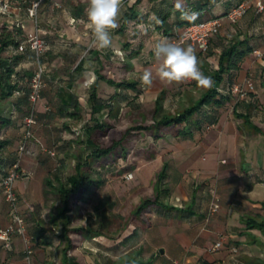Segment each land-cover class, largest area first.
<instances>
[{
    "label": "crops",
    "instance_id": "obj_1",
    "mask_svg": "<svg viewBox=\"0 0 264 264\" xmlns=\"http://www.w3.org/2000/svg\"><path fill=\"white\" fill-rule=\"evenodd\" d=\"M143 3L150 4L148 0H144ZM17 16L18 21L28 24V30L25 28L27 35L35 31V25L34 27L30 25L34 22L26 14L19 12ZM75 21L71 18L70 24L73 25ZM129 31L127 29L124 37L112 31L111 47L103 50L88 45L91 38L87 31H83L77 39H69L64 35H59L61 39L58 41L48 38V52L43 56L45 67L52 78L63 79L64 82L49 85L44 90L39 103V112H45L46 104L54 105L52 112L61 119L63 126L71 123V118L59 116V108L63 103L70 102L71 95H76L84 107L90 96L88 84L96 80L98 72L109 79L120 81L140 80L146 69L151 70L153 83L151 86H146V95L156 101L164 92L165 100L169 99L166 96V92L169 91L160 88L161 80L156 75L155 67L159 62L152 49L148 53L153 54L155 58L154 67L142 65V61L146 59L143 57V52L138 58L132 59L133 45L123 50L125 59L123 63L110 62L111 55L121 50L122 43L132 42L127 38ZM41 32L46 33L42 29ZM72 56L78 57L76 63L72 61ZM31 59L33 58L30 54L18 68L29 67ZM198 60L200 70L203 72L202 65L205 60L202 58ZM81 61H83L82 65L75 71ZM216 67V65L212 66L213 69ZM248 79H253L255 82L254 96L246 101L248 105L250 104L249 107L239 111L251 114V122L256 129L248 126L244 119L234 115L235 104L232 101L225 109L219 110L216 124L211 126L201 124L199 128L193 129L189 138L168 134L157 141L158 147L155 149L157 154L155 160L159 162L157 173L164 163L169 165L168 176L164 183L168 195L163 197V201L175 210L172 212L159 208L153 210L148 227L117 253L104 251L95 244L90 247L79 244L72 254L79 264H122L124 256L131 258L139 256L134 264H238L237 258L241 255L246 259H258L264 263V231L258 228L250 229L247 226L250 219L264 221V166L259 161L264 159V150L261 151L259 148V141L264 139V46L244 59L235 81L243 85ZM190 88L194 90L193 86ZM97 91L102 98H108L116 93L114 87L102 81L98 83ZM124 93L133 95L131 91ZM181 96V93H177L175 101L180 103ZM121 105L123 113L128 110L127 101ZM164 107L167 109L165 101ZM71 112L70 109L69 113ZM52 125L58 126L54 122ZM49 127L51 128V125ZM13 135L9 130L5 136ZM67 138L65 133L63 139ZM244 139L249 140L248 147ZM54 140L52 136L51 144H55ZM32 143L38 144L33 140L29 145ZM64 150V147L61 148L63 154ZM260 155L263 158H260ZM30 162H33L38 174L33 178L19 180L17 192L21 198L20 204L26 199L28 203L40 207L45 201L46 176L41 170L40 159L27 157L24 161L25 167ZM138 170L144 176L150 174L149 171ZM152 186L153 194L154 183ZM213 192L220 203L217 214L210 212ZM30 212L31 225L35 226L34 221L37 219L46 222V219L38 216L36 210ZM8 218V206L0 201V227L9 224ZM47 231L52 234L49 229ZM221 235L225 236L224 246L215 251L214 245L221 239ZM14 244L16 252L9 254L1 249L0 243V264H27L23 257L22 239L15 237ZM112 246L109 244V248ZM235 248L237 252L239 251L236 252L237 254L233 253ZM62 249L63 245L59 240L53 241L51 246H38L33 264H62ZM86 253L91 255V258Z\"/></svg>",
    "mask_w": 264,
    "mask_h": 264
},
{
    "label": "trees",
    "instance_id": "obj_2",
    "mask_svg": "<svg viewBox=\"0 0 264 264\" xmlns=\"http://www.w3.org/2000/svg\"><path fill=\"white\" fill-rule=\"evenodd\" d=\"M3 1L8 3L11 13L18 10L21 14H26L28 17V8L33 2L38 0ZM142 1L143 0H137L135 4L130 7L128 12L123 15L122 25L120 29L116 31V35L124 37L129 24L136 22L137 24L144 23V25L150 28L149 30H151V32H155L158 35V41L164 38L170 40L177 37L179 33L190 24L203 22L210 18L226 16L231 9L236 7L243 0H148L150 2V12L144 17H142L136 9ZM178 3L182 6L180 9L176 6ZM48 5H51V7L55 9L59 4L54 0H45L42 2L38 10V18L42 10ZM82 13V8L74 5L73 18L75 20H80L82 18ZM184 13H196V16L194 19H186L184 18ZM42 37L48 46V38L45 34H42ZM134 40L126 44L122 43L121 50L115 51L111 55L110 62L123 63L125 61L123 50L125 48H130L132 45V59L138 58L144 49V44L139 43L138 47H136L137 43ZM22 44L25 45V50L20 52L19 46ZM187 46L188 44L184 47ZM263 46L264 13L259 14L252 7L237 23L226 21L220 31L210 39L207 51L201 52L198 50L199 53L205 57V63L202 65L204 75L212 78L214 81L213 86L203 91L199 97L189 99L185 107L174 113L165 109V93L162 92L157 97L153 110L150 113L151 124L143 125L145 123H141L140 125L139 123L138 126L126 129L123 131L122 138L118 141H113L109 146L103 145L100 141V139L106 137L108 133L109 125L105 121L109 118L117 119L120 117L123 113V106L121 104H123L124 101H127V108L129 111L144 117L141 111L142 107L140 101L143 95L141 88L145 85H142L140 80L134 79L115 81L98 72L96 74V80L88 84L90 96L86 100L85 106L90 112L93 123H91L92 125L90 124L84 127V135L86 136V140L82 141L84 145V154L83 156L74 157L77 161L75 174L64 180L62 178V169H57L55 173L47 175L44 181L46 189L57 194L60 203V206L56 208L55 214L49 220L51 227L56 229L57 232L49 234L45 227V221L41 219L35 220L34 222L36 225L29 227L24 217L27 235L32 238L33 253L31 255V264H33L36 248L41 245L51 246L55 240H59L61 245H63L62 264H79L77 259L71 254V252L76 249V244H78L75 243L74 235L81 236L84 241L93 242L92 245L95 244L104 251L110 250L117 253L122 247L139 236V233L148 227L150 214L153 210L159 208L169 212L174 211V207H171L163 201V197L168 195V190L164 189V183L167 179L169 169V165L164 163L155 176L153 195L141 199L136 209L131 213V231H121L119 236L113 239L101 231H94L87 227H73L72 225L74 206H79L81 202L87 204L88 202L86 201H89L90 198L87 199L86 195L92 193V187L101 188L104 184L102 180L95 179L92 176L96 167L102 169L107 166L106 168H109L107 164L108 161H110V158L116 157V149L120 147L123 148V142L130 137L133 132H149L153 140L157 142L168 134L175 137L189 138L192 135L193 129L199 128L201 124H208L209 126L216 124L220 114L219 110L222 108L225 109L226 105L233 101V95L230 90L232 85L238 84L235 78L244 59ZM47 52L48 49L45 54ZM30 54L33 58L30 61L31 65L26 68H18ZM43 56L41 57V64L44 67L43 81L45 87L42 91L41 100L44 90L49 85H58L59 82H64L63 79L51 77L45 67ZM77 60L78 57L76 56L72 58L74 63H76ZM82 62L83 61L79 63L75 71L79 70ZM105 65H107V62H105ZM214 65L217 66L215 69L212 68ZM36 69L37 63L35 53L30 49L27 43L25 31L16 24L12 29H8L6 25L3 24L0 31V186L3 178L18 160V149L24 137L26 118L34 114L36 118L34 129L38 126V111H36L35 106L30 101L31 81ZM100 81L114 87L116 93L108 98L100 97L97 91ZM252 81L254 82L253 79ZM125 91H131L133 95H126V93H124ZM251 96H254V92L249 93L248 96L243 98L240 102L235 103L234 115L237 118L244 119L248 126L255 128L251 122V114H244L239 111V109L249 107L250 104L248 105L246 101L249 97L251 98ZM82 106L78 97L76 95H71L70 102L63 103L58 110V114H60L59 116L62 118L69 117L74 120L79 119L82 115ZM70 109L72 110L71 113H69ZM52 115H54V113H52ZM52 115L41 113V117ZM22 123L24 124L23 131H21ZM64 128L66 130H72L73 123L64 124ZM9 130H11L12 135L13 133L14 135L6 137V132ZM34 136L38 139L35 134ZM73 143L75 142H72V144ZM64 148L67 152L65 150L63 152H65L64 155L67 157L70 152L65 146ZM122 150L125 151L124 148ZM0 201L5 202L3 199H0ZM20 201L21 198L19 195V202ZM20 209L24 216L25 214L21 208V204ZM97 210L98 213L101 211L99 209ZM101 215H103V210ZM143 215H146V218L143 217ZM247 226L250 229L258 228L264 231V221L250 219ZM109 244L113 245L112 248H109ZM1 249L11 254L14 252L15 246L12 251H7L1 244ZM89 253L92 254L91 252ZM138 257L139 256L131 258L130 256H124L122 264H134ZM25 258L26 254L24 252V260ZM248 264L264 263L258 259H250Z\"/></svg>",
    "mask_w": 264,
    "mask_h": 264
},
{
    "label": "rangeland",
    "instance_id": "obj_3",
    "mask_svg": "<svg viewBox=\"0 0 264 264\" xmlns=\"http://www.w3.org/2000/svg\"><path fill=\"white\" fill-rule=\"evenodd\" d=\"M54 1L57 2L60 7L54 9L51 7V5H48L39 14V26L46 32V37L52 38L53 41L60 40L61 38L59 35H64V37L67 36L69 39H77L82 35L83 31H87L89 38H91L88 42V45L91 48L95 47L94 37L92 30L90 29L91 25L88 21L86 12L88 0ZM136 1L137 0H123L118 27L113 30V32L120 29L123 15L128 12L130 7H132ZM143 2L144 0L136 8L142 17L146 16L147 11L150 10V4ZM74 5L80 6L83 13L82 18L80 20L76 19L75 23L71 25V18L74 17ZM19 12L20 11L17 10L16 12L14 11L12 13L7 12L6 15H0V31L3 24L6 25L8 29H11L13 24L18 22L17 15ZM20 22L23 23V25H26V29L28 30V24H24L22 21ZM30 25L34 27V23H30ZM127 29L130 30L128 32L127 38L132 40L137 39L134 40L137 43L136 47H138L139 43L144 44V49L142 52L144 53L143 57L146 59L142 61V65L154 67L156 64L155 58H153V54L149 55L148 52L151 49H154V45L158 41V35L155 32H151V30H149L150 28L144 25V23L137 24L135 22L134 24H130ZM195 51L198 59L202 58L205 60V57L200 54L196 48ZM155 67L157 69L158 65H155ZM192 83H194V81H184L183 83L179 84L161 81L160 88H164L169 91L166 92V96H168L169 99L166 98L165 100L168 111L174 113L175 111L182 109L188 104L189 99L193 97H199L201 93L207 89L198 86L196 83L192 85ZM190 86H193L194 90H191ZM141 89L143 95L141 97L140 103L142 107L141 111L144 117H141L139 114L131 112L128 109L117 119L109 118L106 120L105 122L109 125V129L108 133L106 134L107 136L100 139L103 145L109 146L113 143V141L120 140L122 138L123 131L128 128L138 126L139 123L140 125L141 123H145L143 125L151 124L152 121L150 113L153 110L155 99L153 97H149L148 94L146 95L147 87L144 86ZM171 89L173 93L170 91ZM194 91L196 93H194ZM177 93L182 94L180 103L175 101ZM241 100L242 99L239 96H233V104L240 102ZM39 103L35 106L36 111H38V126L34 129V134L38 137L41 144L32 143L29 145L28 153H26L21 160V167L28 178H33L38 174L36 172L35 166H33V162H30V164L25 167L24 161L27 157L36 160L40 159L39 164H42L41 170H43V174L45 176L55 173L57 169H62V178L66 180V178L75 174V166L77 161L74 159V157L81 155L83 156L84 154V145L82 144V141L86 140V136L84 135V127L93 123L90 112L88 108L84 106L81 118L75 120L72 119L71 123H73V125L75 124L74 127L72 130H66L61 119L57 118L56 115H52V107H54V105H44V113L47 115L51 114L52 116L41 117V113L39 112ZM52 122L58 124V126H53ZM50 125L51 128L49 127ZM23 126L24 124L22 123V129ZM65 133L68 138L64 140L63 136ZM52 136L55 139V144H51ZM244 141L246 147H248L249 140L244 139ZM30 142L33 141L31 140ZM59 142L61 143L59 144ZM72 142L75 143L72 144ZM65 145L70 152L69 156L67 157L61 151V148H63ZM42 146L48 150L54 151L56 155L54 157L50 156L43 151ZM157 147V142L153 140L152 135L149 132H133V134L123 142V148L125 151H123V148L121 147L116 149V157L110 158V161L107 163L109 168H106L107 166L102 169L96 167V170L92 176L95 179L102 180L104 184L101 186V188L92 187V193L86 195L87 199L90 198L89 201H86L88 202L87 204L85 202H81L79 206H74V212L72 214L73 227H87L94 231H101L113 239L117 238L121 231H131L132 226H130V222L132 211L136 209L141 199L151 197L150 195L152 194V185L159 169L157 166L159 162L155 160L157 158L155 151ZM259 148L261 151L264 150V139L259 141ZM260 158L263 157L260 155ZM259 161L261 162L260 164L264 166V159ZM138 169L149 171L150 174H146L144 176ZM127 175H131L128 180L125 178ZM44 198V205H41L40 207L28 203V201L24 199L21 204L22 208L24 207V217L26 218L29 227H32L30 223L32 214L30 211L36 210L38 216L46 219L45 227H47V230L49 229L50 232L54 234L57 232V230L51 227L49 218L55 214L56 208L60 206V203L57 194L47 190L45 186ZM97 209L101 211L98 213ZM102 210L103 215L105 216L101 215ZM143 217L146 218V215H143ZM8 222H10L9 218ZM73 237L75 243H78L76 244L77 246H79V244H85L87 247H90L93 243L82 240V237L79 235H74ZM15 252L16 248L13 253ZM87 253L86 255L90 256L91 258V255H88ZM71 254H73V251ZM244 257L245 256L241 255L237 258L238 264H248L250 259H246Z\"/></svg>",
    "mask_w": 264,
    "mask_h": 264
},
{
    "label": "built area",
    "instance_id": "obj_4",
    "mask_svg": "<svg viewBox=\"0 0 264 264\" xmlns=\"http://www.w3.org/2000/svg\"><path fill=\"white\" fill-rule=\"evenodd\" d=\"M45 0H38L33 2L28 8V17L34 22L35 31L31 34H26L27 43L30 49L35 53L37 69L31 81V94L30 101L36 106L41 101L42 91L45 87L43 81L44 67L41 64V57L45 54L48 49L46 41L43 39L41 29L39 26L38 10L40 4ZM57 7H60L57 5ZM254 8L257 13H264V0H243L236 7L231 9L229 13L224 17L210 18L203 22H198L186 26L177 37L170 39L169 41L180 46L190 45L201 52H206L208 49L209 41L217 34L221 27L226 21L231 23H237L240 21L248 12L250 8ZM7 12L11 13L10 6L7 2L0 0V14L6 15ZM21 27L25 31V25L18 21L14 25ZM13 28V27H12ZM11 28V29H12ZM25 45L19 46V51L23 52ZM231 94L233 96H239L241 99L248 96L249 93L255 91V84L252 79H248L243 85L234 84L231 87ZM36 125L35 115L32 114L25 120L24 137L20 142L18 149V160L11 167L8 174L3 178L1 182L0 199H3L8 206L10 222L7 226L0 228V243L7 251L14 249V238L19 237L22 239L24 244V252L26 254L27 264H31L32 250V238L27 235L26 221L22 215L19 202V194L17 192V182L21 179L26 178V174L21 167V160L23 156L28 153V147L30 141L34 140L38 144L40 141L35 138L33 129ZM43 151L54 157L56 153L52 150H48L43 147ZM131 175L126 178L129 179ZM213 201L211 204L210 212L217 214L220 210L219 199L213 192ZM225 242V236L221 235V239L215 243L214 250L218 251L223 248ZM237 249H233V253H236Z\"/></svg>",
    "mask_w": 264,
    "mask_h": 264
},
{
    "label": "clouds",
    "instance_id": "obj_5",
    "mask_svg": "<svg viewBox=\"0 0 264 264\" xmlns=\"http://www.w3.org/2000/svg\"><path fill=\"white\" fill-rule=\"evenodd\" d=\"M123 0H88L87 17L94 37V45L99 49L111 47V32L118 27ZM177 8L182 6L178 3ZM196 13H184V18L194 19ZM154 55L159 62L156 75L167 83L194 81L202 88H211L214 81L200 70L196 51L191 46L184 47L172 43L167 38L157 41ZM142 85L151 86L153 72L146 69L140 76Z\"/></svg>",
    "mask_w": 264,
    "mask_h": 264
}]
</instances>
